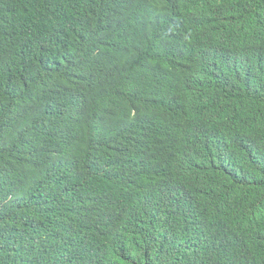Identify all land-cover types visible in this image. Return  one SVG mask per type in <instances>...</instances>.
<instances>
[{
  "label": "trees",
  "instance_id": "obj_1",
  "mask_svg": "<svg viewBox=\"0 0 264 264\" xmlns=\"http://www.w3.org/2000/svg\"><path fill=\"white\" fill-rule=\"evenodd\" d=\"M0 264H264V0H0Z\"/></svg>",
  "mask_w": 264,
  "mask_h": 264
}]
</instances>
